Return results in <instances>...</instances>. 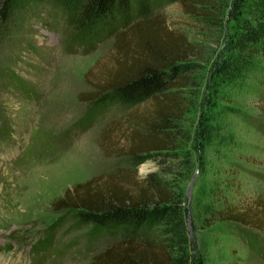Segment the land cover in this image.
<instances>
[{"label":"rangeland","instance_id":"obj_1","mask_svg":"<svg viewBox=\"0 0 264 264\" xmlns=\"http://www.w3.org/2000/svg\"><path fill=\"white\" fill-rule=\"evenodd\" d=\"M155 1V13L193 44L186 60L191 69L177 88L187 111L174 122V147L153 153L137 167L127 158L133 129L129 114H148L151 100L96 113L86 100L96 75L118 56L114 39L89 54L70 53L68 35L47 27L48 8L38 7L33 18L26 15L10 26L0 21V264H30L31 246L44 240L55 222L62 226L55 228L54 250L47 251L43 264H87L113 239H90L91 225L74 226L73 212L62 209L60 198L94 176H122L138 191L149 174L181 195L188 235L206 264H264V256L240 237L233 221L264 202V80L261 84L252 76L249 92L231 95L235 110L227 119L238 144L209 148L200 157L194 131L209 106L211 67L232 22L226 15L221 24L207 26L187 15L179 1ZM10 72L38 98L27 97ZM73 124L87 129L75 136L68 132ZM243 227L264 241V229Z\"/></svg>","mask_w":264,"mask_h":264},{"label":"trees","instance_id":"obj_2","mask_svg":"<svg viewBox=\"0 0 264 264\" xmlns=\"http://www.w3.org/2000/svg\"><path fill=\"white\" fill-rule=\"evenodd\" d=\"M176 1L200 24L219 25L226 15L232 22L224 49L211 67L209 82L213 91L208 92L209 106L201 111L194 131L193 146L204 157L209 148L220 151L238 144L227 119L235 110L231 95L249 92L252 76L263 83L260 79L264 80V0ZM157 4L155 0H0L3 27L26 15L33 18L37 15L33 10L38 7L48 8L51 20L47 27L68 35L65 47L70 53L89 54L102 42L114 39L118 56L96 75L94 90L86 100L89 110L95 113L115 105L133 106L151 100L148 114H129L133 129L127 158L135 167L153 153L174 147V122L187 111L177 88L183 85V75L191 69L186 60L193 44L155 13ZM10 75L19 81L27 97L38 98L18 76L13 72ZM221 97L228 100L226 104L217 101ZM73 125L68 132L75 136L87 129ZM123 179L115 175L94 176L67 189L59 200L62 209L72 210L74 226L91 225L90 239H113L87 264H206L197 243L188 235L181 195L154 174L143 180L138 191L128 187ZM233 221L240 237L264 256V241L243 227L264 229V202L234 215ZM57 226V222L53 223L46 238L31 246L30 264L47 260V251L54 250V234L62 225L55 230Z\"/></svg>","mask_w":264,"mask_h":264}]
</instances>
